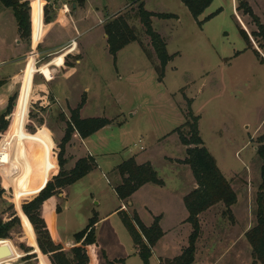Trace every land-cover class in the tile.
<instances>
[{
	"label": "rangeland",
	"instance_id": "374dc122",
	"mask_svg": "<svg viewBox=\"0 0 264 264\" xmlns=\"http://www.w3.org/2000/svg\"><path fill=\"white\" fill-rule=\"evenodd\" d=\"M246 1L264 24V0ZM46 2L49 21L43 10L30 11L38 35L34 41L20 37L12 8L0 0V78L8 80L0 88V113L14 96L15 111L28 114L26 120H14V114L10 115L21 140L10 152L15 171L12 185L4 186L0 171V184L6 188L0 212L11 202L30 201L56 175V153L58 156L67 127L63 118L68 119L70 109L77 108L84 98L79 110L82 118H108L111 123L86 137L80 146L71 140L65 169L70 170L74 159L82 155L77 151L86 148L93 152L97 167L58 194L62 211L49 215L46 223L53 240L66 243L74 240V234L92 217L99 220L118 209L96 225L98 264H111L104 258L105 252L118 259L113 264H144L123 215L139 213L150 226L151 209L155 208L157 214L164 213L163 225L169 229L181 214L178 195L197 184L190 166L181 162L187 156L186 147L173 130L186 121L191 106L200 116L205 145L238 196L231 212L220 202L200 214L201 233L193 264H258L246 232L257 222L261 183L258 149L262 145L259 137L264 134V62H260L264 47L261 39L252 35L257 24L239 9L241 0H214L198 20L182 0ZM142 2L148 11L176 15L152 17L153 28L173 56L162 80L156 68L159 59L138 15ZM219 8L218 15L200 26L198 21ZM118 15L126 17L138 40L122 48L115 60L104 27ZM239 27L250 34L259 58L247 49ZM132 156L151 162L165 182L151 183L149 194L141 193L133 204L121 200L115 191L121 182L118 163ZM184 213L188 215L185 206ZM9 214L4 212L3 217ZM189 229L192 232L191 224ZM186 234L185 230L169 234L155 255L181 254L188 245ZM34 236L32 227H16L8 241L9 252H1L4 263L41 264L37 258L17 260L15 254L16 248L24 251L21 245L31 246ZM158 260L154 256L151 264H166L165 259Z\"/></svg>",
	"mask_w": 264,
	"mask_h": 264
},
{
	"label": "trees",
	"instance_id": "16d2710c",
	"mask_svg": "<svg viewBox=\"0 0 264 264\" xmlns=\"http://www.w3.org/2000/svg\"><path fill=\"white\" fill-rule=\"evenodd\" d=\"M1 1L6 7L12 8L20 37L38 41L37 32L31 21L30 11L32 8L43 10L49 21V3L46 0ZM131 1L134 2L136 0ZM213 1L182 0L192 16L197 20ZM239 9H243L246 14L251 15L257 24L258 29L254 30L252 35L261 39L260 43L264 47V24L246 0H241ZM221 11L222 8H219L206 16L202 21H198L200 26L218 15ZM138 15L145 26L146 33L151 38L152 45L159 59L156 68L159 79L162 80L165 75L166 66L173 56L169 54L164 38L153 28L152 17L157 15L161 18H172L176 15L170 13L156 14L148 11L145 9L143 2L139 6ZM104 29L107 35L109 50L115 60L117 59V53L122 48L130 42L138 40L137 32L123 15L114 17L105 25ZM239 31L247 41L248 48H252L259 58L260 54L258 50L252 47L250 34L242 27H239ZM239 53L237 52V55ZM260 61L264 62L263 59H260ZM5 83L6 80H0V87ZM84 101L85 99L83 98L77 108L70 109L71 114L68 119L63 116L67 127L58 145L59 172L51 180L47 181L39 193L30 201L9 203L7 210L3 211V213L10 211L7 218H4L3 213L0 212V264H5L1 259V252H9V238H11L12 231L19 226H24V228L32 227L36 233V237L32 238L33 242L31 246L21 245L24 251H19L16 248L15 254L17 255V260L23 257V259L37 258L41 264H97L95 253L98 244L96 225L99 220L96 216L90 219L84 229L74 234V245L69 250H66L63 244L56 243L53 240L46 223V218L49 215L62 211L57 201L58 194L97 167L95 156L88 154L77 159L70 170L65 169L69 160L66 156L67 145L71 141L73 133L77 132L82 138H86L111 123V120L108 118H82L79 110ZM15 108V97L12 96L9 98L6 111L0 113V171L5 187L12 185L13 175L15 174L10 152L21 140L14 132L16 126L13 125V122L11 125L10 115L14 114V120L20 117L25 118V120L28 119V114H24L21 110L15 111ZM186 117V121L181 126L175 128L173 132L179 134L182 145L186 147L187 156L181 162L190 166L197 184L193 190L184 196V203L189 213L187 221L192 225V232L189 235L188 245L183 249L182 253L173 259H165L166 264H193L195 262L196 244L201 233L200 214L220 202H223L226 210L231 212V207L238 199L232 182L224 175L215 156L205 145V141L199 130L200 116L195 115L191 106H189ZM183 128H186L187 132ZM259 141L262 143L258 149L262 165L261 183L256 200L257 222L246 232V238L252 247L254 259L258 264H264V134L259 137ZM117 170L121 176V182L115 186V191L121 200H129L137 190L147 183L165 184L151 162L138 163L133 156L121 162ZM5 187L0 184V203L4 201ZM123 222L132 235L136 252L140 255L143 263L151 264L152 249L164 235V231L160 225V216L155 217L153 223L147 226L136 212L134 214L125 213L123 215Z\"/></svg>",
	"mask_w": 264,
	"mask_h": 264
},
{
	"label": "crops",
	"instance_id": "0c3cea01",
	"mask_svg": "<svg viewBox=\"0 0 264 264\" xmlns=\"http://www.w3.org/2000/svg\"><path fill=\"white\" fill-rule=\"evenodd\" d=\"M204 14V13H203ZM247 49H250V50H252V51H254L252 48H248V46H247ZM33 53H35V52H33ZM255 53V52H254ZM240 54V53H239ZM257 57V56H256ZM258 59V58H257ZM261 62V61H260ZM0 80H6V83L8 82V80L6 79V78H0ZM5 83V84H6ZM4 84V85H5ZM3 85V86H4ZM2 86V87H3ZM1 88V87H0ZM9 102V101H8ZM79 135V133H77V132H75V133H73V139H71V140H75L78 144H79V146L83 143V141L86 139V138H82L80 135V141L78 140V136ZM73 141H70L69 143H68V145H67V150H70V147H71V143H72ZM84 150V149H83ZM82 150V152L79 150V151H77V152H80L82 155H80V157L81 156H85V155H87V154H92L93 156H94V154H93V152L90 150V149H88V148H86L84 151ZM56 157H57V153H56ZM80 157H77L76 159H74V161H73V164H72V166H74V164H75V162H76V160L77 159H79ZM135 157V159L137 160V162L138 163H143V162H141V161H139V158H138V156H134ZM57 159V158H56ZM70 159V158H69ZM72 161V160H71ZM123 162V161H122ZM57 163H58V160H57ZM121 163V162H120ZM120 163H118V165L120 164ZM58 165V170H57V173L59 172V170H60V167H59V163L57 164ZM56 173V174H57ZM84 178V177H83ZM82 178V179H83ZM81 180V179H80ZM78 182V181H77ZM150 184L151 183H147V184H145V185H143L139 190H137L132 196H131V198L129 199V200H131V204H133V200L138 196V195H141V193L142 194H144V192L145 193H147V194H149V192L151 191V186H150ZM189 193V192H188ZM187 192H183V193H181L180 195H178V207H179V209L181 210V214H179V215H177V218L175 219V221H174V223L171 225V227L169 228V229H167V228H165L164 227V225H163V222H164V213H161V214H157V210L155 209V208H152L151 209V212H152V214H153V219H152V222H151V224L153 223V221H154V219H155V217H157V216H160V225H161V227H162V229H163V231H164V235H163V237L157 242V244L153 247V254H152V256H151V259H150V261H152V258L155 256V257H157L159 260V263H161V259L163 258V259H166V258H169V259H173L174 257H169V256H167V255H164V254H158L157 253V255H155L156 254V252L159 250V248H160V246L164 243V239H165V237H167L169 234H172V235H175V234H177V232L179 233V231L181 230V232H183L184 230L187 232V234H186V236L188 237V240H189V235H190V229H189V222L187 221V218H188V215H189V213H188V210H187V213H188V215H185V213H184V206H185V203H184V196L186 195V194H188ZM183 203H184V206H183ZM124 205H122V207H123ZM147 207H148V205H147ZM186 207V206H185ZM187 209V208H186ZM118 209H114L113 211H111L110 213H108L107 215H105L103 218H105V217H107V216H109V215H111V214H113V213H115L116 211H117ZM139 214V213H138ZM140 216V215H139ZM103 218H101V219H99V221L100 220H102ZM98 221V222H99ZM150 224V225H151ZM50 230V229H49ZM175 233V234H174ZM182 234V233H181ZM98 242V241H97ZM61 244H63L64 245V247H65V249L66 250H69L73 245H74V240H68L66 243H61ZM96 248H98V244H97V247ZM160 252V251H159ZM95 253H96V250H95ZM180 255V254H179ZM96 257H97V255H96ZM104 258H106V260L108 261V262H110L111 264H113L114 262H113V260L115 259H113V258H111V257H109L108 255H107V253L105 252L104 253ZM116 260H118V259H115L114 261H116ZM97 264H98V258H97Z\"/></svg>",
	"mask_w": 264,
	"mask_h": 264
}]
</instances>
